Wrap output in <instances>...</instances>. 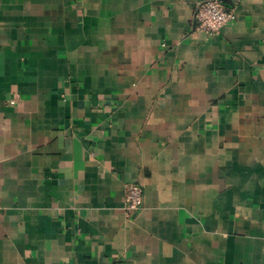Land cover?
<instances>
[{
	"label": "crops",
	"instance_id": "obj_1",
	"mask_svg": "<svg viewBox=\"0 0 264 264\" xmlns=\"http://www.w3.org/2000/svg\"><path fill=\"white\" fill-rule=\"evenodd\" d=\"M200 1L0 0V264H264V0Z\"/></svg>",
	"mask_w": 264,
	"mask_h": 264
},
{
	"label": "built area",
	"instance_id": "obj_2",
	"mask_svg": "<svg viewBox=\"0 0 264 264\" xmlns=\"http://www.w3.org/2000/svg\"><path fill=\"white\" fill-rule=\"evenodd\" d=\"M234 18L235 13L225 0H202L194 11L196 30L209 36L218 34ZM124 200L125 214L134 216L143 206V187L139 183L128 184L124 190Z\"/></svg>",
	"mask_w": 264,
	"mask_h": 264
}]
</instances>
